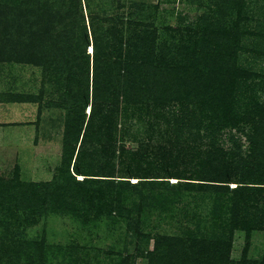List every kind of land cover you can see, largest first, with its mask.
<instances>
[{
    "label": "trees",
    "instance_id": "1",
    "mask_svg": "<svg viewBox=\"0 0 264 264\" xmlns=\"http://www.w3.org/2000/svg\"><path fill=\"white\" fill-rule=\"evenodd\" d=\"M168 1L0 0V62L39 67L42 87L60 91L47 103L65 110L52 180H0V210L13 227L0 264H53L57 250L65 264L130 263L126 242L108 263L12 232L54 212L84 224L108 219L112 233L125 224L152 240L136 248L146 264H264L247 257L252 232L264 230V0H201L194 20L177 14L160 27ZM140 123L148 138L134 135L138 145L126 147L127 129ZM232 130L244 134V154L223 146ZM185 196L179 234L144 232L157 205L173 217ZM19 208L28 211L22 220ZM237 231L245 242L233 260Z\"/></svg>",
    "mask_w": 264,
    "mask_h": 264
},
{
    "label": "rangeland",
    "instance_id": "2",
    "mask_svg": "<svg viewBox=\"0 0 264 264\" xmlns=\"http://www.w3.org/2000/svg\"><path fill=\"white\" fill-rule=\"evenodd\" d=\"M136 1L155 3L157 0ZM202 1L205 2L206 0ZM200 2L201 0H169L168 3L161 4V8L166 10L165 13L163 11V14L159 15L157 25L160 27L163 24L175 25L177 14H181L186 22L194 20L202 11ZM88 50L91 51V47ZM6 63L8 65L5 69L6 76H8L5 86L7 90L5 94L8 96L6 99L11 102H22V104L11 105L12 109H17L12 110V113H9L6 119H12L15 123H7L1 129L4 135L1 131L3 136L0 138V180L15 178V174H17L18 180L26 183L50 181L61 165L65 110L47 102L60 98V91L57 89L59 87L56 83L49 81H46L42 87V72L35 65L19 62ZM41 87L44 89L43 99L37 102V94ZM137 126L140 127V133L136 130ZM143 126L140 123L127 129V134L124 137L126 147L135 148L138 145L137 141L133 139L134 135L148 138L144 134ZM150 133L149 130L148 134ZM231 134L238 144L236 147L235 142L229 139ZM231 134L226 131L222 134L223 146L238 149V153L244 154L247 146L244 134L234 130L231 131ZM153 142L155 143L156 139H153ZM76 179L80 180L82 177L77 176ZM136 180L134 178L130 179L131 182H136ZM175 181L176 179H170V182ZM235 185V183L231 184V186ZM189 198L190 196H185L182 202H175L172 205L174 208L173 217H169L165 211L161 212L160 206L157 205L153 209V214H150L146 220L144 232L153 234L158 231L169 235L179 234L181 225L177 221V218H179L178 211L180 205L182 206ZM208 208V205L204 207V211L206 212ZM169 211L171 212V210ZM14 212L21 220L22 217H26L28 214V211L23 210V208L16 209ZM160 212L162 214L158 216L157 214ZM9 216L10 214H6L4 210H0V244L3 238L8 241L11 236L6 230V228L13 229L8 222ZM11 219L15 218L11 217ZM115 226L108 219L84 224L79 219L54 212L43 218L38 224L36 222L24 227L22 223L19 230H13L12 232H15V235L22 240L39 239L44 235L47 244L65 246L72 243L85 248L83 251L89 252L92 257L98 254L101 262L108 263L117 260L118 254L116 252H123V246L126 242V252L131 253L133 257L129 264H146V259L138 254L136 248L138 246L143 250L146 248L151 249L152 240L146 241L138 238L132 230L126 232L123 223H121V228L120 226L118 229L116 227L115 230L117 229V231L112 233L111 231ZM244 242V233L237 231L231 251L233 260L240 258ZM110 249H113L112 253L109 252ZM247 257L256 261L264 258V230H254L252 232ZM65 260L66 256H63L58 250L52 257L53 264H65Z\"/></svg>",
    "mask_w": 264,
    "mask_h": 264
},
{
    "label": "crops",
    "instance_id": "3",
    "mask_svg": "<svg viewBox=\"0 0 264 264\" xmlns=\"http://www.w3.org/2000/svg\"><path fill=\"white\" fill-rule=\"evenodd\" d=\"M6 62H0V138L4 135V132L1 130L2 128H4L5 124L7 123H15V121L12 119H6L7 115L9 113H12V110H16L17 108H11L13 104H22V102H11L9 99H6V97L8 98V96H6V92L7 90L5 89V86L7 84V72H6ZM8 66V65H7ZM35 103V102H34ZM5 116V117H4ZM5 119H4V118ZM1 131L3 132V135H1Z\"/></svg>",
    "mask_w": 264,
    "mask_h": 264
}]
</instances>
